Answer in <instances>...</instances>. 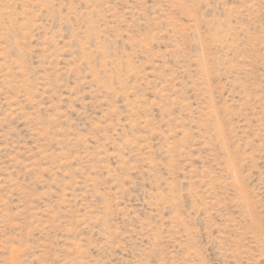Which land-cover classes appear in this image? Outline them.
<instances>
[{"label": "rangeland", "instance_id": "obj_1", "mask_svg": "<svg viewBox=\"0 0 264 264\" xmlns=\"http://www.w3.org/2000/svg\"><path fill=\"white\" fill-rule=\"evenodd\" d=\"M0 264H264V0H0Z\"/></svg>", "mask_w": 264, "mask_h": 264}]
</instances>
